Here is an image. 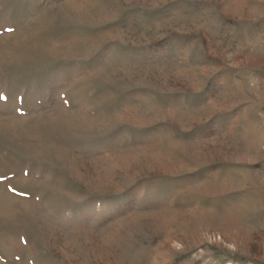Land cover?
<instances>
[{"label": "rangeland", "instance_id": "374dc122", "mask_svg": "<svg viewBox=\"0 0 264 264\" xmlns=\"http://www.w3.org/2000/svg\"><path fill=\"white\" fill-rule=\"evenodd\" d=\"M0 264H264V0H0Z\"/></svg>", "mask_w": 264, "mask_h": 264}]
</instances>
